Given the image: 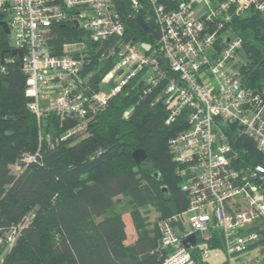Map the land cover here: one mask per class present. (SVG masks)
<instances>
[{"label":"built area","instance_id":"built-area-1","mask_svg":"<svg viewBox=\"0 0 264 264\" xmlns=\"http://www.w3.org/2000/svg\"><path fill=\"white\" fill-rule=\"evenodd\" d=\"M144 1L158 32L155 47L124 38L116 0H0L13 44L4 54L0 47V74L19 57L29 108L39 125L51 113L74 118L66 137L87 136L110 98L142 75L147 93H154L151 103L167 110L166 124L185 115V126L168 145L188 204L180 215L159 221L166 251L161 264H209L212 247L226 252L227 264H264L258 229L264 223V90L243 84L244 40L229 27L248 9L264 14V0H130V5L141 10ZM59 24L79 28L83 40L66 42L56 52L50 39ZM84 40L111 42L102 58L114 63L100 79L98 69L88 67ZM246 137L261 162L240 158L234 142ZM36 157L25 152L12 167L22 170ZM19 229L20 224L0 228V241L11 246ZM192 233L196 243L186 245Z\"/></svg>","mask_w":264,"mask_h":264},{"label":"trees","instance_id":"trees-1","mask_svg":"<svg viewBox=\"0 0 264 264\" xmlns=\"http://www.w3.org/2000/svg\"><path fill=\"white\" fill-rule=\"evenodd\" d=\"M116 4L126 25L124 38L155 47L158 32L147 18L148 3L141 10H134L130 0ZM139 15L147 18L149 31L138 22ZM7 19L8 13L0 11V47L5 52L10 33L2 22ZM229 27L244 40L243 84L264 90V14L248 9L235 15ZM83 35L72 24L55 25L50 44L59 52L64 43L83 40ZM84 41L88 67L98 69L100 79L114 63L102 58L111 42ZM148 89L142 75L132 79L90 123L87 136L66 137L74 118L51 113L39 125L29 108L21 60L8 62L0 74V228L5 232L20 224V229L11 246L0 241L3 264L162 263L166 251L159 221L151 223L143 208L155 205L161 219H168L187 207L188 195L168 145L185 126V115L166 124V108L151 103L154 93ZM234 146L241 149V159L262 161L251 138H240ZM25 152L37 153L36 159L15 170L12 165ZM126 210L137 232L130 245L125 244ZM178 223L184 226L181 219ZM258 229L264 245V223Z\"/></svg>","mask_w":264,"mask_h":264},{"label":"rangeland","instance_id":"rangeland-1","mask_svg":"<svg viewBox=\"0 0 264 264\" xmlns=\"http://www.w3.org/2000/svg\"><path fill=\"white\" fill-rule=\"evenodd\" d=\"M201 2V0H199V3ZM199 9V6H198ZM197 12H195L196 14ZM242 59L243 61L246 60V56L242 55ZM145 213L147 214V218L148 220L152 223V222H157L161 220V215H160V211L158 209V207H156L155 205H147L144 208ZM129 210H126L124 213L125 214V218H126V225L128 226V237L125 240V244L126 245H130L134 238H135V230L134 228L131 226V219L130 216L128 214ZM254 253V251L252 252ZM227 258V254L226 252L220 248V247H212L210 254L208 256V258L206 259L207 262L209 264H227V261H225ZM226 262V263H225Z\"/></svg>","mask_w":264,"mask_h":264},{"label":"water","instance_id":"water-1","mask_svg":"<svg viewBox=\"0 0 264 264\" xmlns=\"http://www.w3.org/2000/svg\"><path fill=\"white\" fill-rule=\"evenodd\" d=\"M0 11L4 12V9L3 8H0ZM137 19H138V22L143 26V28L145 30L149 31V25H148L146 19L142 15H139L137 17ZM75 23H76V25H78V21L77 20L75 21ZM2 24H5V25L8 26V24H7L6 21H3ZM8 32L10 33V27L9 26H8ZM12 45H13L12 42H10V46H12ZM16 52H17L16 50H13V54H16ZM4 53H5V50H3V54ZM18 53L20 55H22V52L21 51H18ZM189 227L192 228L191 224H189ZM196 239H197L196 238V234L195 233H192L186 239H184V243L186 245H189V243H190V244H192L194 246L195 243H196Z\"/></svg>","mask_w":264,"mask_h":264},{"label":"crops","instance_id":"crops-1","mask_svg":"<svg viewBox=\"0 0 264 264\" xmlns=\"http://www.w3.org/2000/svg\"><path fill=\"white\" fill-rule=\"evenodd\" d=\"M125 214H126V213H123V218H124L125 223H126ZM128 214H129L130 219H131V221H130L131 226H132V227L134 228V230H135V227H134V224H133V220H132V217H131V214H130L129 211H128ZM126 230H127V235H128V226H127V225H126ZM127 237H128V236H127ZM136 239H137V232H136V230H135V238H134V240H133L132 242H130V243L132 244ZM3 256H4V254H0V264H3V263H2Z\"/></svg>","mask_w":264,"mask_h":264}]
</instances>
